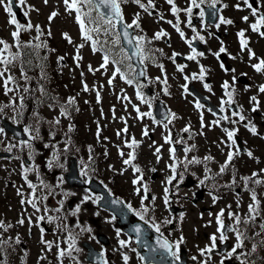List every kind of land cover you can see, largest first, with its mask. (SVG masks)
Listing matches in <instances>:
<instances>
[{
  "label": "rangeland",
  "instance_id": "rangeland-1",
  "mask_svg": "<svg viewBox=\"0 0 264 264\" xmlns=\"http://www.w3.org/2000/svg\"><path fill=\"white\" fill-rule=\"evenodd\" d=\"M17 2L22 12H27V15H25L26 22L21 23V25L26 26L29 22L34 26L39 25L40 35L39 39H36L37 31L35 27L22 31L20 34L21 44L18 47L11 35L16 30L15 26L8 23L11 17L5 12L4 7L0 6V39H3L9 45L8 51L0 53V56L11 58V56L19 53L17 59L6 66L9 71L5 73V76L15 75V77H18L19 83L24 86L31 84L27 75L25 73L24 75L21 74V55L24 51L30 55L31 62L39 61L47 67L46 74L52 70L58 74L59 86L61 88L66 87L63 92L71 90L73 86L81 89V94L78 91L72 92L75 100L78 99L76 105L79 106V110L75 114V118L78 123L77 139L79 141L71 142L73 145L79 144L75 147V151L78 153L82 149H86L84 146L82 147V143L93 145L100 160L99 171L101 173L98 175L100 181L106 182L118 193L133 200L135 198L142 200L146 196L144 187L147 186L148 192L155 197L154 200L152 199V203L157 207L163 205L166 194L169 201L175 196L190 195L192 191L193 198V191L197 190L199 186H204L208 192H206L203 200L196 204L192 203V230L196 231L207 228L206 231L215 234L217 229L215 217L221 209H224L225 214L222 219L226 223L233 221V218L228 216L229 211L238 214L241 218L250 215L248 206L253 204V192L259 202L258 212H264V171H262L264 170V148H258V142L255 141L256 134L250 131L251 127H255V118L258 117V111L264 113V105H251V101L237 94L242 88L239 83L241 72L253 68L251 65L244 66L239 63L236 27L234 25L220 22L221 25L218 27L223 41L227 43V47H224V43L223 45L218 43V39L214 37L216 30H212L208 34L206 31L199 32L198 28L196 33L206 40V55L204 59H201L200 56L197 57L193 64L191 60L187 66H183V71L178 70L180 64L174 65L170 61L160 60L158 57H154L155 60L151 64V59L148 61L146 72L149 78L161 80L154 84L153 91L163 96L162 99L169 110V120H171L173 127L167 125L166 128L164 126L166 122L160 123L153 117L138 118L135 109L139 108L141 112H148L151 110L148 104L141 103L137 99L133 86L126 83L125 79H121L119 74L115 78L112 77L115 69L113 60L119 61L123 70H126L127 61L125 58L126 52L120 41L118 44L113 43L118 33L116 27L111 28L106 20H100L99 15L92 8L80 6V14L85 27L92 29L96 27L97 23L101 27L100 32H90L92 40H85L76 20V11L67 9L64 0H47V3H45V0H25L23 5H20L19 0ZM152 2L153 8L159 7L161 10L166 8V11L160 18L150 16L145 12L146 22L144 28L135 30V37L143 36L145 39H152L157 32L163 30L167 35L156 39L159 45L163 46L167 53L179 51L188 56L191 49L186 39L191 38L190 33L192 30L185 27L189 15L182 10L183 5L189 4L188 0H173L174 5L181 12L178 16L177 14L173 15L172 5L168 4L167 0H153ZM234 2L235 0H228L226 5L230 6ZM137 9L134 2L127 1L121 4L122 13L128 21L130 13ZM53 12L57 15L49 21V16ZM223 14L231 16L232 12L228 8V11L225 10ZM89 15L96 23H89ZM112 23L115 24V21L112 20ZM176 23L182 25L180 30L184 33L183 39L174 27ZM104 28H108V34H105ZM225 32L226 36H224ZM65 33L70 37L71 43L68 39H65ZM93 40L96 41V51H93ZM37 44H43L46 47L36 48L35 45ZM79 45H83V47L78 48ZM2 47L0 45V48ZM221 47H224L226 51L220 53L217 57L215 53L219 52ZM121 49H123V52H121ZM78 54L81 57L79 61L74 59ZM105 55L109 56V63L102 68L101 65L104 62L103 57ZM60 57H63V59L60 60ZM200 63H207L204 75H208L211 79L207 83L210 90L204 87L206 83L201 79H199L198 85L202 87L203 91L218 107L221 106L219 103L222 100L229 98L226 93L232 92V99L239 104L237 105L238 112L245 117L244 121H240L239 116L232 115L233 112L230 110L229 105L223 106L224 111L217 115L207 110L206 105H201L199 109L196 107L188 87L185 91L184 86H188L189 79L192 81V73L195 71H197L196 74L200 73L202 66H204ZM161 65L163 70L160 67ZM89 66L93 71H89ZM4 67V65H0V70ZM185 77H188V79L186 80ZM109 79H112L111 85L108 83ZM165 79L167 81L166 87H163L162 82ZM3 81L4 79L0 78V92L4 87ZM225 82L228 83V89L222 87ZM85 84L88 86L87 91L84 90ZM10 87L12 85L9 84L8 88ZM165 89H167L168 94H165ZM97 92H99V102L97 101ZM14 93L15 89L9 91L7 99L11 100L12 96H16ZM249 94L252 95L251 92ZM125 96L127 99H124ZM145 98L153 105L151 95H146ZM43 106L47 107L44 110H37L42 117L62 118L64 126L71 125L70 118L61 117L59 109H52L48 104ZM254 108L255 111H253ZM172 113H175V118H172ZM3 115L0 112V117ZM225 116L229 119H221ZM201 117H203V127L201 126ZM217 120H219V124L213 123ZM231 121L236 122L232 123ZM126 126L128 131H122ZM185 127H188V132L183 131ZM39 128H41L40 137L29 142L32 145L31 149L22 144L18 146L19 156L26 155L30 158V153H32L30 159H32L33 165L40 166L44 163V158H41L42 150L46 151V156L53 150H57L61 152L62 156L55 159L54 165L62 166L64 164L66 168L71 153H63L66 142L62 143V134L54 132L51 129L52 127L47 128L39 125ZM225 128L235 130L243 138L248 152L252 153L251 157L248 156V152L236 154V145H232V142L228 140L226 133L223 131ZM145 129H147V135H144ZM118 132H120L119 136L117 135ZM169 134H173L175 137L171 139L170 136L171 142L166 143L165 137ZM0 136L4 141H11V138L4 131L0 132ZM132 139L138 142V147H127V143H130ZM176 144H181V147L174 152L173 159V154L170 153L169 149H174ZM45 145H48V147H45ZM191 145H195V149L186 154L185 147ZM158 147L160 152L157 154L156 148ZM134 150L136 159L132 161V164H124V160L128 159V153ZM230 151L234 153L232 162L235 164V169L226 168L223 173L218 172L221 165L225 163L227 154ZM121 152L124 155H121ZM157 156H159V160ZM186 156L189 160L196 157L201 160V163L188 164L185 168ZM205 156H211L213 159L204 161ZM61 158L64 160L63 163L59 162ZM176 161L180 162L179 175L171 184H168V178L173 176L170 165ZM19 164H22L20 158L10 162L0 160V168L6 169ZM132 165L139 166L143 171L141 173L135 172ZM79 167L86 174L91 172L88 167L87 153H84V164L79 165ZM205 167L211 170L210 176L218 177L215 182L216 185L225 183L228 184V188L226 190L219 189L209 180H206L204 185H200L199 181L205 175ZM181 173L183 174V180L180 179ZM253 173L257 175L253 176ZM187 174L195 179V185L192 187H179L184 182V177ZM27 175L35 176L32 173H27ZM88 177L91 176L87 175L86 178ZM93 177L95 178L94 174ZM137 177H141L140 181L132 184L134 180H137ZM242 177H248L249 180L245 182ZM256 180L261 182L255 183ZM235 187H240L239 193H236ZM2 188H4V185L0 182V192ZM165 188L169 190L168 193H165ZM137 189H139V192ZM210 192L212 195L219 197L215 202L212 195H209ZM143 202H150V200L143 199ZM262 252L264 254V245H262ZM10 257L6 255V252H0V261L3 264H22L21 260Z\"/></svg>",
  "mask_w": 264,
  "mask_h": 264
},
{
  "label": "flooded vegetation",
  "instance_id": "flooded-vegetation-1",
  "mask_svg": "<svg viewBox=\"0 0 264 264\" xmlns=\"http://www.w3.org/2000/svg\"><path fill=\"white\" fill-rule=\"evenodd\" d=\"M127 1L132 2V0ZM221 1L223 5L218 13L215 23L205 24V15L203 17L199 15L201 10L199 8L193 9V13L191 17H189L192 18V42L199 40L205 49L204 53L201 50L196 51L197 53L202 52L203 55H197L196 58L192 60V64L196 61L197 57L200 56L201 59H204V56L206 55L205 38L203 41L194 38L200 36L196 33L198 28L200 30L199 32L206 31L208 34H210L212 30H216L214 32V37L218 39V43L221 45L224 43V47H227V43L226 41H223L217 25H221L220 17H223L226 20H231L232 23L230 25L236 27L239 63L244 66L251 65L253 68L252 70L241 72L239 83L242 85V88L237 94L243 96L244 99L251 101V105H264V92L259 91L260 86L264 85V70L257 72L253 67L254 64H257L261 59H264V35H261V32H264V26H261L259 31H253L251 27L252 24L256 23L260 16H264V0H249V3L256 9L255 15H253L252 8H249L248 5L244 3V0H235L230 6L226 5L228 0ZM141 2L148 6V0H141ZM122 3L123 2L120 3V6ZM188 3L190 4V0H188ZM189 4H187L188 7ZM183 7L186 9V4L183 5ZM137 8V10H133L130 13V16H128L129 21L126 17V21L128 24H131L132 20L137 14H139V28H144L146 22L144 15L145 12L147 14L151 13L149 14L150 16L160 18L166 11V8L161 10L159 7L153 8L152 6L148 8V11L141 9L138 5ZM228 8H230V11L232 12L231 16L223 14L225 10L228 11ZM244 17H248V19L244 20ZM188 25L187 22V26ZM132 28L134 29V32L139 29L135 26ZM193 29H195V31H193ZM241 31L244 32L243 39L248 42L244 49L241 48V37L238 35ZM224 36H226V32ZM145 41L146 43L144 44V47L147 50L146 55L148 57H158L160 60H163L164 54L161 53L162 49L156 45L155 40L152 39L151 41L155 51L151 54L147 47V44L149 43L147 42L148 39H145ZM248 48L254 53L252 58H250ZM125 52L128 54L127 51ZM149 60L150 58L146 59L143 63L145 72V79L143 81H136L134 79V66L131 62L132 60L127 59L126 61V78L133 80L131 85L136 93L137 90L134 86H137V84L142 86L139 90L143 94L147 87H150L153 91L154 84L151 82L148 73L146 72ZM200 64L204 65L202 66L204 70L207 69V63ZM119 65L122 67L121 63ZM196 72L197 71L194 73L196 74ZM194 73H192V77ZM199 75L200 73L196 74L197 78H192V86L207 96L214 105H217L203 91L202 87L198 85ZM206 76L207 75H204V83H206ZM249 92H251L252 95H250ZM192 97L194 98V103L196 105L199 101L194 95H192ZM252 97H256V100L253 101L251 99ZM228 99L229 98L222 100L224 102L223 105L222 101L219 103V105H221L218 107L219 110L222 106L230 105ZM199 103L200 105H207L204 102ZM233 103L239 105L234 100ZM205 107L209 110L207 106ZM236 109V112H238L237 107ZM12 114L16 115L17 112L14 111ZM14 117L15 116H11L8 119L13 123H16L17 121ZM255 129V141L258 142V148H264V113L261 111H258V117L255 118ZM3 131L11 138V141H4L0 136V149L8 151L13 155L10 158L4 159L8 162L19 158L21 161H25L24 166L19 164L6 169L0 168V182L4 185V188H2V191L0 192V222H3L5 225H11L6 231L0 229L3 239L11 241V246L6 245L3 251L11 254L12 257H15L17 260H21L22 264H76V261H79V264H102L103 260H106L108 264H125L123 255L128 256L127 264H221L222 260L223 264H240V259H237L236 255H233L231 258H225L226 253L230 251L236 243L235 234L232 232L227 233V241L221 243L217 240V247L211 253L201 255L200 250L211 244L209 238L213 234L207 232V228L199 231L192 230V191L190 195L175 196L174 198H171L167 204L164 202L160 207H157L152 203V193L148 191L145 193L147 199L150 200V202H143L144 207L149 209L148 213L145 214V218L149 219L150 222L154 219V221L160 226L159 233L149 227V225L144 224L134 212H131L127 223L122 226L119 224V219L114 213L100 207L98 201L93 202L97 196L101 197L100 193L91 191L88 189L87 185L80 187L69 186L64 181V171L62 170L65 167L54 165L56 161L55 159L62 156L60 151L53 150L48 156H46V151L43 150L41 152V158H44V162H46L47 165L38 167L41 177L38 178L37 176L33 177L26 174L27 180H29L26 181L25 175L21 176L20 172H24L27 167L31 169L27 171V173L34 174L36 167L30 165L32 159H29L26 155L19 156L20 152L18 146L21 145V142L14 139L4 129ZM33 140L35 139L30 141ZM240 141L244 147L240 153H247L248 150L241 136ZM9 149L11 150L9 151ZM49 161H52L51 168L48 166ZM59 162L63 163L64 160L61 158L59 159ZM45 172H47L48 175L43 177ZM7 173H12V175ZM28 182L35 185V189L29 188ZM66 193L68 195H65ZM111 193L117 195L115 192ZM85 197H89V199L85 200ZM34 198L40 211H36V209L32 207V204L28 202L32 201ZM120 198L126 205L130 204L132 209L142 211L141 199L135 198L133 200L127 197ZM22 200L25 201V203L22 204ZM61 201H63L62 205L60 204ZM77 206L80 208L79 212H76ZM45 208L48 209L47 212H45ZM57 208H60L59 212L55 211ZM74 212H76L75 215L72 214ZM181 213H183V219H181ZM41 216L44 217L43 220L38 219V217ZM48 216L61 217L58 221L61 227L57 229V222H48ZM113 216H115L116 219L113 220ZM20 220H23L24 223L20 224ZM29 220H31V223H29ZM165 221L172 222L165 223ZM232 224L233 221L228 223V225ZM64 225L67 227H64ZM137 225L142 228V235L139 238V243H137L136 234L133 232L134 227ZM127 228L129 230H125ZM41 229H43V233ZM82 229H90V231H84ZM117 230L120 231L119 237H117L116 234ZM215 232V234L219 236V233H217V231ZM69 234L76 237V248H79L80 251L77 252L73 250L71 255L66 254L61 258L58 255L59 252L68 249V245L71 243L68 239ZM181 236H183L184 242L180 244L178 252L180 257L179 260H175L163 249L159 248L156 243L158 239H163L174 245L180 240ZM17 238H19V243H15ZM119 240L128 241V246L121 248ZM42 241L51 242L52 247L49 248L48 245ZM254 243L257 245L255 252H246L245 243L241 249L237 250V252L247 254L246 256L241 257V259L247 260V264H264V254L262 252L261 241L253 240V244ZM251 245L248 248L249 250L252 249ZM133 249H135V251H133ZM151 249H155V251H152ZM102 251L104 256L101 258L99 254ZM261 254H263V256ZM73 257H75V260ZM140 257H144L145 259L142 261ZM193 257H196V259L194 260Z\"/></svg>",
  "mask_w": 264,
  "mask_h": 264
},
{
  "label": "snow or ice",
  "instance_id": "snow-or-ice-1",
  "mask_svg": "<svg viewBox=\"0 0 264 264\" xmlns=\"http://www.w3.org/2000/svg\"><path fill=\"white\" fill-rule=\"evenodd\" d=\"M13 2H14V0H0V6H3L5 12L7 14H9V16L11 17L9 19L8 23L14 25L15 29H16L15 31L12 32L11 35H12L13 40L16 42V45L19 47L20 44H21V41H20L21 32L22 31H26L28 29H32L33 27H35V29L37 31L36 39H39L40 26L39 25H35L34 26L30 22L26 26L25 25H21L15 18V13L13 12ZM121 2H127V0H64V3L66 5L67 9H69V10L74 9L76 11V13H77L76 20H77V22L80 25L81 35L83 36V38L85 40H92V36L90 35V32H92V31L100 32L101 31V27L97 23L96 27H94L92 29L86 28L84 21L81 19V14H80L81 13V7L80 6H88V7L92 8L94 11H97V13H98V15L100 17V20H106L107 24L111 28H115L116 25L112 23V20L114 18L117 19L120 22H122V20H123V16H122V13H121V8H120V3ZM132 2L136 3L141 9H144L145 11H148V8L152 6V0H148V6H146L144 3H142L141 0H132ZM217 2H218V0H190L189 7L184 9V11L189 15V17H191V15L193 13V9L199 8V9H201L199 15L201 17H203L205 15V12H204L203 8H201V6L204 5L205 3H208V6L210 8L216 9ZM19 3H20V5H23L25 3V0H19ZM45 3H47V0H45ZM167 3L172 5V9L171 10H172L173 15H176L180 11V9H178L174 5L173 0H167ZM244 3L247 4L249 8H252L253 15H255L256 14V9L252 6V4L249 3V0H244ZM93 5H94V7H93ZM100 8H104L107 11L106 12H100L99 11ZM24 14L27 15V12H25ZM149 14H151V13H149ZM212 14L215 15V12H213ZM56 15L57 14L55 12H53L49 16V21H51L52 18L55 17ZM247 19H248V17H244V20H247ZM177 20H178V17H177ZM138 21H139V14L136 15V17L132 20L131 24L123 25L124 31H123L122 35H123L124 39L129 44H132L133 39H135V41H136L133 51L131 52L130 55L125 53V58L128 59V60H131L132 57H138L139 58V62L141 64H143L146 59L150 58V57H148L146 55L147 50L144 47V44L146 43L145 38L143 36H138V37H134L133 38V37L130 36V34L127 31L129 28H132L133 26H135L136 28H139L140 25H139ZM220 22L224 23V24H231L232 23L231 20H225L223 17H220ZM89 23H96L95 21H93L91 19L90 15H89ZM169 23H171V22L169 21ZM261 26H264V16H260L259 19L256 21V23L251 25L253 31H259ZM174 27L176 28V31L179 32L181 38L183 39L184 38V33L180 30L178 23L176 25H174ZM217 27H219V25H217ZM103 31L105 32V34H108V28H104ZM193 31H195V29H193ZM49 35H50V33H49ZM120 35H121L120 33L116 34V38H115V40L113 42L114 44H118L119 43ZM164 35H167V33L163 32V30H161L160 32H157L155 34V39H159L161 36H164ZM238 35L241 37V41H240L241 48L244 49L247 46V43H248L245 39H243L244 32L241 31L240 33H238ZM261 35H264V32H261ZM64 37H65V39H68L69 43H71V39H70V37L68 36L67 33L64 34ZM194 38H198L201 41L204 40L203 36H198V37H194ZM147 42H150V41H147ZM186 42L189 44V46H191V41H186ZM28 43L30 44L31 42H28ZM0 45L3 46L2 48H0V53L8 51L9 45L3 39H0ZM35 47L36 48L46 47V45L37 44V45H35ZM80 47H83V45H79L78 46V48H80ZM93 51H96V41L95 40H93ZM225 51H226V49L224 47H221L219 52L215 53V55L217 57H219L220 53H223ZM248 51H249V54H250V58H252L254 53H252V50L250 48H248ZM121 52H123V49H121ZM192 53L193 54L189 55L187 57V59L194 60L197 55H203L202 52L201 53H197L195 48H192ZM18 55H19V53H17V55L11 56V58L0 56V65H4L5 66L2 70H0V78L4 79V85H5L6 92L7 91H12L11 88H8V84L10 82L14 81V77L12 75H6L5 76V73L9 71V69L6 66L12 64L17 59ZM176 55H177L176 53L173 54V56H176ZM59 59L62 60L63 57H60ZM74 59L79 61L81 59V57L78 54L76 57H74ZM103 61L104 62L101 65L102 68L105 67L109 63V56L105 55L103 57ZM113 63L119 65L120 62L114 60ZM160 67L163 70V66L161 65ZM222 67H223V65H222ZM253 67L255 68V70L257 72H260L261 70H264V59H261L259 61V63L254 64ZM178 70L183 71V66H178ZM89 71H93L91 66H89ZM21 74L24 75L23 69L21 70ZM117 74L120 75L121 79H125L126 83H128V84H132L133 83L132 79H126L125 75L121 72V68L119 66H117L115 68V70H114V72L112 74V77L115 78ZM144 74H145L144 72H140L139 73V75H141V76H143ZM204 74H205V70L203 68H201L199 79L203 80L204 79ZM192 78L193 79L197 78L195 73L193 74ZM185 79L187 80L188 77H185ZM164 82L165 83L167 82L166 79H165ZM108 83H109V85H111L112 84V79H109ZM141 87H142L141 85L137 84V89H138L137 93H136L137 99H139L141 101V103L148 104L149 109H151L152 108L151 102L149 100H146L145 97H144V94L139 90ZM184 87H185V91H187V85H185ZM204 87L206 89L210 90V86L207 83L204 85ZM222 87H224L225 89H228V87H229L228 83L225 82V84ZM23 90L25 92L29 91L28 88H24ZM84 90L85 91L88 90V86L86 84L84 85ZM43 91H44L43 88H41V92L42 93H43ZM164 91H165V94H168L167 93V89H165ZM259 91L260 92H264V85L260 86ZM226 94L229 97L228 103L229 104L233 103L232 92H227ZM124 99H127V97L125 96ZM251 99L253 101H255L256 97H252ZM53 100H55V98H53ZM97 101L99 102V92H97ZM74 103H75V99L70 97L68 99L66 105H61L60 106V116L61 117H66V118H70L69 108ZM223 103L224 102L222 101V105H223ZM49 106L52 107L53 105L50 104ZM4 107H7V105L0 106V112L3 111ZM196 107L198 109L201 107L199 102H197ZM23 109H24L23 97H21V104L19 106V110L17 111V114L14 117V119L18 120V119L22 118ZM135 110H136V112L138 114V118H142V117H145V116L149 117V118L152 117L151 110L148 111V112H141L139 108H136ZM220 110L224 111L223 106L221 107ZM77 111H78V109H77ZM253 111H255V108L253 109ZM232 115L233 116H239V120L240 121H244L245 120V117L242 114H240L239 112H233ZM171 116H172V118H175V113H172ZM33 117L36 120V126L33 127L32 125H27L24 128V132L26 134H29V141L32 140V139H38L40 137L39 125H40V122L43 120V118L39 115L38 112H33ZM221 119L227 120L229 118L225 116V117H221ZM231 122L235 123L236 121H231ZM49 123L50 124L51 123L59 124L60 121H59V119H56L54 121H50ZM168 123H171V120H169ZM213 123L219 124V120L214 121ZM164 126L167 128V124H165ZM201 126L203 127V117H201ZM69 131H72V125H69ZM122 131L127 132L128 131L127 126ZM183 131L184 132H188L189 131L188 127H185L183 129ZM223 131L226 133L228 140L232 142V145H235L236 144V140L234 139V137L236 135L235 130H229V129L225 128V129H223ZM250 131L253 134H255L256 133L255 127H251ZM0 132H3L2 128H0ZM32 133H34L35 135H32ZM147 134H148L147 129H145L144 135H147ZM98 135H99V130H98ZM117 135L119 136L120 132H118ZM29 141H21V144L31 149L32 145H31V143H29ZM165 142L166 143H170L171 142L170 141V134H169V136L165 137ZM69 144H70V141H69ZM45 147H48V145H45ZM127 147H129V148L138 147V142L135 139H132V141L130 143H127ZM194 149H195V145H191L189 147H185L184 151L187 154L188 152H190V151H192ZM10 150L11 149H9V151ZM67 150H68V148L66 147L65 151H67ZM169 151H170V153L173 154V159H174L175 149H169ZM159 152H160V148L158 147V148H156V153L158 154ZM236 154H239V149L236 150ZM247 154H248L249 157L252 156L251 152H248ZM31 155H32V153H30V158H31ZM121 155H124V153L121 152ZM233 156H234L233 152H231V151L228 152L225 164L221 165V167H220V170H219L220 173H223L225 171V169L228 166V164L233 160ZM54 159H55V157H54ZM135 159H136V156H135L134 152H129L128 153V159L124 160V164H126V165L132 164V161H134ZM157 159L159 160V156H157ZM203 159H204V161H210L213 158L211 156H205ZM185 160H186L185 168L187 167L188 164H199V163H201V160L196 158V157H192L189 160V159H187V156H186ZM48 166H49V168L52 167V161H49V165ZM132 166H133V170L135 172H137V173L141 172V169L139 168V166H137V165H132ZM170 167H171V170L173 172V176L168 178L167 182L169 184L172 183V181L176 178V174H177V172H176V163L174 162L172 165H170ZM29 170H31V169L26 167L25 168V173H27V171H29ZM204 171H205V175H204V178L199 181L200 185H204L206 180L214 179V177L209 175V173L211 171L210 169L205 167ZM262 171H264V170H262ZM83 174L86 175V173H83ZM252 175L256 176L257 174L253 173ZM140 179H141V177H137V180H134L133 184L138 183L140 181ZM180 179L183 180V174L182 173L180 174ZM242 179L245 180V182H247L249 180L248 177H242ZM25 180L27 181V176L26 175H25ZM260 182L261 181H259V180L255 181V183H260ZM28 186H29V188L35 189V185L31 184V182H28ZM137 191L139 192V189H137ZM144 191H145V193L148 191L147 186L144 187ZM168 191L169 190L167 188H165V193H168ZM65 195H68V194L66 193ZM209 195H212V193L210 192ZM218 198L219 197H217L215 195H212V199H213L214 202ZM45 199H46V197H45ZM87 199H89V197H85V200H87ZM100 199H101V197L97 196L93 202L99 201ZM143 199H147V196H145ZM143 199L141 201L142 211H136V210L132 209L130 204L126 205V207L128 208V210L130 212H134L135 215H137L139 217V219L144 222V224L149 225V227L153 228L157 233H159L160 232V226L154 221V219L150 222L149 219L145 218V214L148 213L149 209L147 207H144ZM152 199L154 200L155 197H153ZM168 199H169V197L166 194L165 197H164V200H165L166 204L168 203ZM252 200H253V204H250L248 206V210H249V213H250V215L248 217L241 218V216H239L236 213H233L231 211L228 212V216L233 218V224L232 225H226L224 223V221L222 219V217L225 214L224 213V209H221L220 212L216 214V217H215L216 224H217L216 231H217V233H219V236H217L216 234H213L209 238L211 240V244L209 246H206L204 249L200 250L201 255H204L205 253H211L217 247V243H216L217 240H219L221 243L227 241V239H228L227 233L228 232H232V233L235 234L236 243L231 248V250L226 253V257L225 258H231L233 255H236L237 259H240V264H247V260L246 259H241V257H244L247 254L238 253L237 250L241 249L244 246V240H246L248 238L246 236L245 232L240 230L239 226L241 224H248L249 222H253L254 223L255 220H256L257 215L259 214L258 207H257L259 202H258L256 194L254 192L252 193ZM28 202L32 204V207L34 209H36V211H40L39 207L37 206V204L35 202V198L32 201H28ZM21 203L23 204V203H25V201L22 200ZM112 203L114 205L115 204H123V201L114 199L112 201ZM60 204L62 205L63 201H61ZM47 211H48V209L45 208V212H47ZM55 211L59 212L60 208L55 209ZM79 211H80V208H79V206H77L76 212H79ZM76 212H74L72 214L75 215ZM210 215H211V213H210ZM38 219L39 220H43L44 217L41 216V217H38ZM47 219H48V222H50V223L57 222V229H59L61 227V225L58 223V221L61 219V217L48 216ZM112 219L114 220V219H116V217L113 216ZM181 219H183V213H181ZM171 222L172 221H165V223H171ZM19 223L23 224L24 221L20 220ZM29 223H31V220H29ZM8 227H11V225H5L3 222H0V229L6 231ZM64 227H67V226L64 225ZM260 228H261L262 231H264V223L260 224ZM82 230L90 231V229H82ZM41 231L43 233V229H41ZM133 232L136 234L137 243H139V238L142 235V228L139 225H137V226L134 227ZM116 234H117V237H119L120 236V231L117 230ZM257 235H259V234H257ZM68 239H69V241H71V243H69L68 249L61 250L59 252L58 255L61 258L63 256H65L66 254L67 255H71L73 250L77 251V252L80 251L79 248H76V237L71 235V234H69ZM42 242L46 243L49 248L52 247L51 242H46V241H42ZM183 242H184L183 236H181L180 240L177 241L174 245L169 243L167 240H163V239H158L156 241V243L159 246V248L163 249L167 254H169L175 260H179L180 259L179 255H178V252H179L180 244H182ZM15 243H19V238L16 239ZM119 244H120L121 248H124V247L128 246V241L119 240ZM261 244L264 245V241H261ZM6 245L7 246H11V241L3 239L2 233H0V252H3L4 247ZM256 248H257V245L254 243L253 246H252L251 251L255 252ZM151 250L155 251V249H151ZM133 251H135V249H133ZM99 256L101 258L104 256L103 251L99 254ZM73 259L75 260V257H73ZM140 259L143 261L145 258L144 257H140ZM193 259L195 260L196 257H193ZM123 260L125 261V264H127L128 256L127 255H123ZM0 264H3V262L0 261ZM76 264H79V261H76ZM102 264H108V262L106 260H103ZM221 264H223V260L221 261Z\"/></svg>",
  "mask_w": 264,
  "mask_h": 264
},
{
  "label": "water",
  "instance_id": "water-1",
  "mask_svg": "<svg viewBox=\"0 0 264 264\" xmlns=\"http://www.w3.org/2000/svg\"><path fill=\"white\" fill-rule=\"evenodd\" d=\"M13 11L15 12V15L21 20V21H24L25 20V17L24 15L20 12V9L18 7V5L15 3V0L13 2ZM100 12H106L107 10L104 9V8H100L99 9ZM117 25H118V31L119 33L121 34V38H122V43L123 45L129 50V52H132L133 49H134V42H132V44H129L123 37L122 33L124 31L123 29V25H125V23L122 21H118L117 20ZM128 33L130 34V36L132 37V29H128L127 30ZM192 45V44H191ZM176 58H181V59H184L186 60V58L184 57H181L179 55H176L175 56ZM134 63L137 65V73L139 72H142V68H141V65L140 63L138 62V58L137 57H132ZM189 90L192 92V85L189 86ZM198 94V93H196ZM199 95V94H198ZM199 97H201L199 95ZM202 98V97H201ZM210 107H213L212 105H210ZM154 114L156 117L164 120L167 116V111H166V108L165 106L163 105L162 102L160 101H157V103L155 104V108H154ZM3 125L4 127L9 130L13 135L19 137L20 139H24L26 138L25 135H23L22 133V130L20 128V126H13L11 124H9L7 121L3 120ZM65 177L67 179V181L70 183V184H82V181L79 180L78 176H77V173H76V165H75V159L74 158H71V163L69 165V171L65 174ZM193 181L189 180V183H192ZM89 187L92 189V190H98V191H101L103 193V198L102 200L100 201V205L104 206V207H107V208H110V209H113L111 207V204H110V197H108L106 195V190L101 187L96 181L94 180H90L89 182Z\"/></svg>",
  "mask_w": 264,
  "mask_h": 264
}]
</instances>
